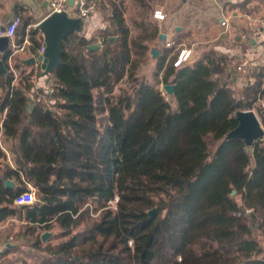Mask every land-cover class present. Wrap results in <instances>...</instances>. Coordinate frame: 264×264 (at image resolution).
Segmentation results:
<instances>
[{
  "label": "trees",
  "instance_id": "trees-1",
  "mask_svg": "<svg viewBox=\"0 0 264 264\" xmlns=\"http://www.w3.org/2000/svg\"><path fill=\"white\" fill-rule=\"evenodd\" d=\"M106 1L107 29L63 42L47 75L50 105L32 96L42 68L28 70L12 46L3 52L0 134L14 164L0 145V222H26L20 236L36 234L38 264H264V137L226 139L237 111H258L264 127V79L238 89L227 80L230 57L214 49L180 68L166 54L155 83L141 79L157 31L133 37L122 2ZM16 12V44L28 37L36 51L39 19ZM160 83L175 84L173 94ZM30 186L35 203L17 205ZM55 223L52 245L42 233Z\"/></svg>",
  "mask_w": 264,
  "mask_h": 264
},
{
  "label": "crops",
  "instance_id": "crops-1",
  "mask_svg": "<svg viewBox=\"0 0 264 264\" xmlns=\"http://www.w3.org/2000/svg\"><path fill=\"white\" fill-rule=\"evenodd\" d=\"M51 1L0 0V18L7 25L17 16L16 9L23 7L25 13L27 12L34 19H39L40 23L50 14ZM113 1L122 2L126 21L131 27L133 37H138L146 27L151 34L152 31H157L156 37L145 42L149 46V52L145 60L141 62L138 70L141 76L146 74L142 71L146 63H148L151 68V77L154 78L160 59L170 53L166 60L168 62L171 57L177 54L178 47L186 46L193 49L191 63L209 49L217 50L219 53L229 56L231 62L227 66V80H232L238 89H244L249 84L247 72L238 70V66L244 60L256 65L257 79V75L264 79V30L259 35L254 34L246 20L248 16L256 19L264 17V0ZM95 2L96 11L89 17L83 18L82 21L83 31L81 33L87 38L99 36L102 30L107 29L111 17V10L108 9L106 0H95ZM76 4V0L72 6L68 3L72 11L76 9ZM131 9L135 10L133 15L131 14ZM158 9H161L166 15L165 19L160 20L154 16L155 11ZM139 11L140 13H138ZM17 39L18 37L9 39V46L15 49L17 58L22 61L23 65L28 66V70L41 68L40 62L36 64L27 62L32 57H38L41 54V48L33 51L32 43L28 37L25 38L21 46H18L16 44ZM168 43L171 46L167 45ZM200 48H202L201 52L198 50ZM154 49L158 53L153 54L152 51ZM150 55L151 57L149 58ZM151 77L146 80L152 83L153 79ZM35 82L37 90H40L47 84L48 77L42 72L41 75L35 78ZM1 93L0 89V95ZM3 140L5 143L11 142L1 132L0 145L6 151L8 159L13 165V155L9 150L5 149ZM25 225L26 222L18 217H12L0 222V264H12V260L15 261L13 264H23L22 261L19 262L17 258H14L18 252V248H16L18 240L29 239L32 241L33 246L37 237L36 234H33V231L20 236V233L25 230ZM25 262L28 264L27 260Z\"/></svg>",
  "mask_w": 264,
  "mask_h": 264
},
{
  "label": "water",
  "instance_id": "water-1",
  "mask_svg": "<svg viewBox=\"0 0 264 264\" xmlns=\"http://www.w3.org/2000/svg\"><path fill=\"white\" fill-rule=\"evenodd\" d=\"M75 0H68V3L72 6ZM83 18H74L69 15L67 11L54 12L44 18L37 27L42 31L44 35V46L46 48L43 54L38 57H32L28 59V63L36 64L41 63V68L45 75H49L55 71L58 65L61 63V57L64 47L63 42H69L70 36L82 29ZM9 39L7 37L2 38L1 49L5 52L9 48ZM99 44L90 46L91 49H98ZM153 54L158 53L157 50L152 51ZM0 69L7 72L3 59H0ZM175 89V84H168L164 86V90L172 95ZM47 112H50L48 109ZM264 115V111H263ZM239 124L236 128L228 132L226 139L239 138L245 140L249 145H252L258 139L264 137V127L260 116L253 109L236 112ZM252 151V148H249ZM7 186L13 187L15 183L11 180L6 181ZM236 193V191H234ZM158 213L157 208L150 211V216L154 217ZM51 236L50 231H46L42 234L43 241H46Z\"/></svg>",
  "mask_w": 264,
  "mask_h": 264
},
{
  "label": "built area",
  "instance_id": "built-area-1",
  "mask_svg": "<svg viewBox=\"0 0 264 264\" xmlns=\"http://www.w3.org/2000/svg\"><path fill=\"white\" fill-rule=\"evenodd\" d=\"M76 9L74 11L71 10V7L68 5V0H52L50 2V14L54 12L67 11L70 16L74 18H87L96 10V2L95 0H76ZM154 16L160 20L165 19L166 15L163 13L161 9L155 11ZM248 24H250L254 34L259 35L264 30V17L260 19L251 18L248 16L246 18ZM21 23V17L16 16L12 22L9 24H5L4 20L0 18V59H2L3 51L1 49V42L3 37H7L9 39L15 38V34L18 26ZM104 42V38H99L98 44H102ZM167 45L171 46L170 43ZM46 48L43 45L41 47V54L45 52ZM193 56V49L191 47L180 46L177 48V54L173 59L174 67L180 68L191 63ZM238 70L240 72H247V78L249 79L250 84L257 83L258 79L256 77L257 68L256 65L251 63L250 61L244 60L239 66ZM259 104L262 108H264V96L259 100ZM36 201V191L33 187H30L27 191L21 193L16 198L17 205H25V204H33ZM251 209L247 210V213L250 212Z\"/></svg>",
  "mask_w": 264,
  "mask_h": 264
},
{
  "label": "rangeland",
  "instance_id": "rangeland-1",
  "mask_svg": "<svg viewBox=\"0 0 264 264\" xmlns=\"http://www.w3.org/2000/svg\"><path fill=\"white\" fill-rule=\"evenodd\" d=\"M135 12V10L134 9H131V14L133 15V13ZM138 13H140V11L138 12ZM81 32V31H80ZM202 48H200V49H198L199 51L201 50ZM201 52V51H200ZM151 57V55L149 56V58ZM143 73H146V74H144V75H142L141 76V73H139L138 72V76L141 78V79H147L148 77H151V68L149 67V64L148 63H146V65L144 66V69H143V71H142ZM41 75V74H40ZM151 79H153V82L155 83V77L154 78H152L151 77ZM148 81V80H147ZM152 82V83H153ZM35 84H36V82H35ZM49 84V83H48ZM124 84H126V85H128L127 83H124ZM164 84H161V88L164 90ZM44 87V88H43ZM42 87V89H40V90H37V87L35 86L34 87V90L32 91V96L33 95H38L39 97H38V100H40L41 102H45V103H47V104H49L50 105V103L52 102L53 103V100L51 99L50 100V103H48V100H47V98H46V95H47V93H48V91H49V85L47 86V84L46 85H44ZM124 87H130V86H124ZM165 91V90H164ZM39 93V94H38ZM256 111V110H255ZM257 112V114L259 115V113H258V111H256ZM260 116V115H259ZM260 118H261V116H260ZM3 145L5 146V149H7V150H9V152H11V147H12V144H11V142H9V143H5L4 142V140H3ZM11 154H12V152H11ZM30 187H32V186H30ZM116 200L115 201H113L112 202V206L115 208V204H116ZM90 205V211H91V216H92V218L93 219H97V218H99V216H100V212H97V211H94L93 210V206H92V204H89ZM88 222H89V219H85L83 222H82V224H80V225H78L77 227H76V232H81V231H83L84 230V228H85V226L88 224ZM46 232V231H45ZM45 232H43V233H45ZM50 232H51V236L45 241V242H49V243H51L52 245H55V244H57V243H59L60 241H61V238H59V237H57V235H58V233L60 232V228H59V225L57 224V223H55V227L52 229V230H50ZM42 233V234H43ZM62 240H63V238H62ZM260 240H261V243L262 244H264V241H263V238H261L260 237ZM13 242V241H12ZM14 243V242H13ZM17 247L16 248H18V252H17V255L14 257V258H17V260L19 261V262H25V260H27L28 261V264H38V262L36 261V257L37 256H39L40 254H41V252L40 251H38L37 249H35L33 246H32V241L31 240H29V239H27V240H23V241H19L18 240V243H17V245H16ZM33 247V248H32ZM13 261V260H12ZM18 262V263H19Z\"/></svg>",
  "mask_w": 264,
  "mask_h": 264
}]
</instances>
